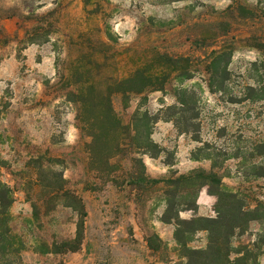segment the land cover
I'll return each mask as SVG.
<instances>
[{"label": "rangeland", "instance_id": "374dc122", "mask_svg": "<svg viewBox=\"0 0 264 264\" xmlns=\"http://www.w3.org/2000/svg\"><path fill=\"white\" fill-rule=\"evenodd\" d=\"M65 263L264 264V0H0V264Z\"/></svg>", "mask_w": 264, "mask_h": 264}, {"label": "trees", "instance_id": "16d2710c", "mask_svg": "<svg viewBox=\"0 0 264 264\" xmlns=\"http://www.w3.org/2000/svg\"><path fill=\"white\" fill-rule=\"evenodd\" d=\"M85 217H86V214L84 213L83 208H81L80 220H79L78 224L76 225L75 238H74L73 243H72L75 246L68 245L69 246V249L68 250L70 252H76L78 250V247L81 244L82 237H83L84 219H85ZM210 223H216V222H210ZM181 224H186V223L184 222V223H181ZM225 228H227V229H233V228H239V226H230V225H227ZM146 244H147V247H148L149 250L154 251L156 249V247L154 246V243H153V240L152 239H148L146 241ZM216 247H219V245L217 244ZM200 255H206V254L205 253H201Z\"/></svg>", "mask_w": 264, "mask_h": 264}, {"label": "crops", "instance_id": "0c3cea01", "mask_svg": "<svg viewBox=\"0 0 264 264\" xmlns=\"http://www.w3.org/2000/svg\"><path fill=\"white\" fill-rule=\"evenodd\" d=\"M66 264V263H65Z\"/></svg>", "mask_w": 264, "mask_h": 264}]
</instances>
